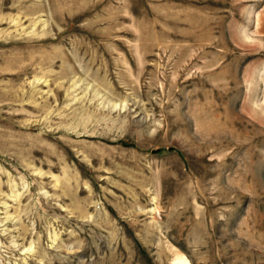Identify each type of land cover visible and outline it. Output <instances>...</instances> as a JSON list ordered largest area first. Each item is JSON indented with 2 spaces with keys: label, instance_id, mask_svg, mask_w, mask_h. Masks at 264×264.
<instances>
[{
  "label": "rangeland",
  "instance_id": "rangeland-1",
  "mask_svg": "<svg viewBox=\"0 0 264 264\" xmlns=\"http://www.w3.org/2000/svg\"><path fill=\"white\" fill-rule=\"evenodd\" d=\"M0 264H264V0H0Z\"/></svg>",
  "mask_w": 264,
  "mask_h": 264
}]
</instances>
